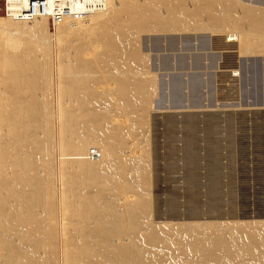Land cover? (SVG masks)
Returning <instances> with one entry per match:
<instances>
[{
  "label": "bare ground",
  "instance_id": "1",
  "mask_svg": "<svg viewBox=\"0 0 264 264\" xmlns=\"http://www.w3.org/2000/svg\"><path fill=\"white\" fill-rule=\"evenodd\" d=\"M5 1L0 264H264V217H250L257 216L253 209L262 204L264 189L242 192L249 185H237L233 176L238 161L239 170L248 171L246 143L233 142L231 131L244 118L214 112L205 121L180 115L161 126L158 120L159 169L167 182L177 173L189 177L180 196L163 185L159 197L174 220L191 222L152 220L155 145L153 139L152 155L147 136L153 88L170 91L160 94L158 106H202L203 88L212 105L220 79L209 73L218 63L210 51L264 56V6L242 0ZM176 31L213 34L171 35ZM144 34L165 35L148 45L141 44ZM156 52L164 54L157 53L155 64ZM161 71L169 74L167 84L157 83ZM241 74L238 66L231 69V76ZM251 118L252 151L260 163L264 113ZM207 122V140L200 145L192 134ZM229 174L232 181L221 179ZM242 205L252 214L241 213ZM205 208H236V219L185 217Z\"/></svg>",
  "mask_w": 264,
  "mask_h": 264
},
{
  "label": "rangeland",
  "instance_id": "2",
  "mask_svg": "<svg viewBox=\"0 0 264 264\" xmlns=\"http://www.w3.org/2000/svg\"><path fill=\"white\" fill-rule=\"evenodd\" d=\"M242 2L246 3V4H250V5H254V6H264V0H242ZM6 15V1L5 0H0V18H3L2 16ZM48 32L50 34H52L53 36H55L57 34V28L52 24V22L50 20H48ZM177 32V31H176ZM185 32V31H184ZM183 31L180 33L179 31L177 33L171 32V35H177L180 33L183 36H191L192 38L197 37V36H211V34H213L210 31H203V32H199V33H192V32H185ZM174 33V34H173ZM179 34V36H180ZM217 34V33H216ZM165 35V34H164ZM163 34H144L142 35V39H141V44H148L150 45V39L154 38V37H163ZM196 35V36H195ZM213 51V52H212ZM210 51L211 53H215L218 56V60L216 62V66L215 68L210 69L211 74H217L218 75V80L216 84L217 87L219 88V90H215V92L212 95L211 98V102L212 105H208L206 102V100L204 98H206L205 95H207V90L206 88H203L205 90H202L203 92V100H202V106H198V107H192V106H188L186 103L183 107L175 109V108H171L170 103L169 102H165L162 106H158L157 104V100L158 98H160V94L161 93H166L169 95L170 91L168 92L169 88H167L168 86H166L167 89H165L164 87H155L153 88L154 93L152 91V106L149 108V112H148V119H149V124H148V143H149V148L151 151V154L153 155V139H154V125L152 123V119L154 120L155 117H161L167 113H185V112H194V113H208V112H220V113H231V115L233 116V118L240 120L241 117H243L244 121H243V126L241 125V123L237 124V123H233V127L231 128L232 133V140H234L233 142H239V141H244L246 143V146L248 148V171L246 170L243 171L242 169H240V161H238L236 163V167L239 168L234 170V179L236 184H246L249 185V189L250 187L254 190V189H264V181H262V179L260 178L261 176L264 177V169H262L261 171V164L264 165V159H262L264 156L261 157L260 159V163L258 162L259 157L257 155L254 154L253 150V143L256 141L254 138V131L251 128V117L252 115L255 113H264V56H260V55H256L257 53L252 52H248V53H239L236 52L235 49H224V48H218L217 50H212ZM157 53L158 54H164V52H156L155 55L152 57L153 63H158V59H157ZM154 54V53H153ZM226 60V61H225ZM225 61V62H224ZM229 61V62H228ZM227 63L228 66L222 67L220 68V64H225ZM231 64V65H230ZM237 67L240 68V72L242 73L241 76L238 77H233L231 76V67ZM219 67V68H218ZM226 68V69H225ZM221 69V70H219ZM201 76H207V74H205L204 72H200ZM202 73H204L205 75H203ZM219 73V74H218ZM221 74H223V77L221 76ZM181 76H183L184 79L187 78V76H185L183 73H181ZM185 76V77H184ZM205 76V78H206ZM225 76V77H224ZM158 77L157 78V83L158 85H160L159 81H164L167 84V81H169V74L166 71H161L158 73ZM221 77V78H220ZM228 77V78H227ZM205 78L203 77V79L205 80ZM224 78V79H223ZM227 78V79H226ZM223 88V89H221ZM188 89H184L185 94L188 92L186 91ZM206 93V94H205ZM187 96H189L187 94ZM205 101V102H204ZM254 103V104H253ZM240 117V118H239ZM235 119H232V122L235 121ZM178 121V120H177ZM241 122V121H240ZM184 123V122H183ZM182 124V122H181ZM210 124L209 122H207L206 124L201 125V127L198 125L197 131L200 134H197V132H194L193 135V139L198 141L197 143L202 145L203 141L207 140V128L206 126ZM240 125L242 127H240ZM176 126H178L176 124ZM204 126V127H203ZM200 127V128H199ZM203 127V128H202ZM180 128V127H179ZM178 128V129H179ZM241 128V129H240ZM201 130H204L203 132H199ZM264 131V128H263ZM203 136H202V135ZM198 136V137H195ZM264 136V134H263ZM201 137V138H200ZM204 137V138H203ZM234 137V138H233ZM200 139V140H199ZM200 141V142H199ZM179 142V141H178ZM202 142V143H201ZM235 143H233V155H237L236 153V147H235ZM179 146L182 145V143H177ZM202 152L204 153V151L202 150ZM202 153V154H203ZM59 154H61V150L59 151ZM256 156V157H255ZM255 157V158H254ZM258 157V158H257ZM153 156H151L150 159V179H151V191H152V209H153V213H152V220L155 221L156 223H164L166 222H171L173 221V223H179V222H191L189 220H174V219H168L165 218L164 216H159L154 212V160L152 159ZM235 159L237 157H234ZM234 161L236 162L237 160ZM154 161V162H153ZM202 163V162H201ZM152 167V168H151ZM259 171V172H258ZM245 175V180L242 181V179L240 178V176L242 177V175ZM243 175V176H244ZM241 179V180H240ZM261 199H262V206H263V211H264V196L262 194H260ZM202 203H205L204 200H202ZM251 218H255L256 219H260L262 217H264V212L262 214V216L258 217V216H250ZM236 218H230V219H221L222 221L224 220H234ZM179 221V222H178ZM198 221V220H196ZM199 221H219V220H210V219H203V220H199Z\"/></svg>",
  "mask_w": 264,
  "mask_h": 264
},
{
  "label": "water",
  "instance_id": "3",
  "mask_svg": "<svg viewBox=\"0 0 264 264\" xmlns=\"http://www.w3.org/2000/svg\"><path fill=\"white\" fill-rule=\"evenodd\" d=\"M216 112V111H214ZM214 112H208V113H193V112H185V113H167L161 117H155L154 118V207H155V213L159 216H164L165 218L168 219H176L174 215H172L173 212L168 211L164 208L163 206V202L161 200L160 193L163 192V190L161 189L164 186L168 185V191H170V193L180 196L181 194V190L183 189L184 185H187L189 182V177H186L184 175H179L178 173L176 175H172L169 176L168 182H167V176L159 169L160 166V157H159V153H161L160 151H162V149L160 148V145H156L159 144L161 137V131L159 130V128L162 125H166L167 121L169 120L170 117H174V118H178V116L180 115H184V116H190V117H194V118H201V120L205 121L209 118H211L213 116ZM220 112H217L216 114H218ZM225 114L231 115V113H221L218 114V116H224ZM232 116V115H231ZM158 120L161 123V126L159 125L160 123H158ZM156 125V127H155ZM160 126V127H159ZM204 142V141H203ZM198 151L202 152V150L198 149ZM231 154H233L231 152ZM198 173V171H197ZM202 174V173H201ZM199 173V175H201ZM221 179H223L224 181L229 180L232 181L233 180V176H231V174L225 176V177H221ZM195 194H197L198 196L201 195V186L200 184L195 185ZM240 190L242 192H247L249 190V186H241ZM257 204L255 205V209H253L255 211V214L257 216H261L263 214V206L261 203L256 202ZM239 210V209H238ZM236 208L235 209H216L215 210H210V209H204L199 213H187V215L185 217H187V219H190V217H199V219H223V218H232L233 215L235 214ZM240 211L241 213H249L252 214V210L250 209V206L248 207V205H242V207H240ZM195 215V216H194Z\"/></svg>",
  "mask_w": 264,
  "mask_h": 264
}]
</instances>
